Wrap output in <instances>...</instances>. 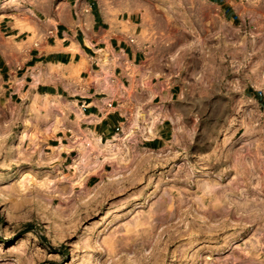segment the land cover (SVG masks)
Masks as SVG:
<instances>
[{
    "label": "rangeland",
    "instance_id": "1",
    "mask_svg": "<svg viewBox=\"0 0 264 264\" xmlns=\"http://www.w3.org/2000/svg\"><path fill=\"white\" fill-rule=\"evenodd\" d=\"M55 1L41 0L42 12ZM101 2L155 16L144 18L142 38L156 26L158 50L181 66L172 135L149 147L88 150L99 166L72 182L76 149L65 172L57 169L62 158L47 160L43 145L45 158L37 157L33 138H51L39 129L14 150L21 125L0 85V264H264V106L245 87L264 83L259 55L236 67L209 48L180 56L159 12L162 0ZM18 25L35 35L41 23ZM171 85L161 88L164 96Z\"/></svg>",
    "mask_w": 264,
    "mask_h": 264
},
{
    "label": "crops",
    "instance_id": "2",
    "mask_svg": "<svg viewBox=\"0 0 264 264\" xmlns=\"http://www.w3.org/2000/svg\"><path fill=\"white\" fill-rule=\"evenodd\" d=\"M40 1L0 0L5 11L0 17V85L10 98L9 115L19 121L20 129L29 135L39 129L45 136L49 127L53 135L39 143L48 153L53 152L49 147L71 140L82 141L88 152L104 151L110 144L149 147L171 136L173 81L181 66L158 50L152 37L156 26L142 38L144 18L148 14L156 22L155 16L145 10L109 9L101 0H58L43 13ZM22 6L23 13L18 9ZM161 7L172 33L167 38L175 40L180 56L192 50L205 55L209 48L223 55V63L227 56L236 67L240 59L245 64L256 54L261 61L257 69L264 72V0H162ZM192 17L199 27L191 23ZM32 22L41 23L35 35L18 25ZM169 84L164 96L161 88ZM245 87L264 106V83ZM162 95L165 99L158 102ZM149 110L159 112L155 135L130 133L137 111ZM88 157L84 167L93 161ZM59 158L57 169L65 172L68 152Z\"/></svg>",
    "mask_w": 264,
    "mask_h": 264
},
{
    "label": "bare ground",
    "instance_id": "3",
    "mask_svg": "<svg viewBox=\"0 0 264 264\" xmlns=\"http://www.w3.org/2000/svg\"><path fill=\"white\" fill-rule=\"evenodd\" d=\"M12 2H14V4H17L18 0H12ZM30 40H31V38H30ZM29 43H31V41ZM171 57H170V59L173 58V57L172 58ZM175 57L176 56H174V58ZM165 88H166V86H165ZM158 113L159 112H155V113L153 111L151 112L150 110L146 111V112L137 111L134 119L132 118L133 121L131 122L132 125L130 126L131 128L129 129L130 130L129 132L131 133L134 131H140V133L143 137H146V138L153 137L155 135V129H156L157 122L159 121V114ZM45 132H46V134H45L46 137L53 135V133H54L49 127L46 128ZM28 136L31 137V135H29L26 132L25 128L23 127L20 130V132L18 134L17 142L14 145V150L16 152H19L21 143L24 142ZM33 141L35 143L34 146L38 151L37 157L44 159L45 155H43L42 150L39 146V143H41L43 140H41V142H40V141L36 140L34 137ZM71 141H69L67 144L61 143L60 145L53 147V149H52L53 152L49 153V155L47 156L48 157L47 160L50 161V160H53L55 158H59L61 152H63V151L69 152L72 149H76L77 155L75 157H73L74 159H73V162L71 163V166L74 170V175L71 177L70 180L72 182L79 183L84 179L85 176H87V174H86L87 172H93L94 170H96L98 168L99 165L98 164H92V162H91L88 164V166L84 167L83 164H84L86 158L89 156V152H87V150L85 149V146H84L82 141H79V142H78V140L77 141L75 140L72 142ZM95 142L99 143V137L95 138ZM98 146H100V145H98ZM108 157H113V156L109 155ZM26 178H27V176H25L22 180L24 181V179H26Z\"/></svg>",
    "mask_w": 264,
    "mask_h": 264
}]
</instances>
